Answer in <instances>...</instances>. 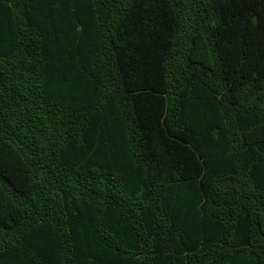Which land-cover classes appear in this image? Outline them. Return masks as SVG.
<instances>
[{"label": "trees", "instance_id": "1", "mask_svg": "<svg viewBox=\"0 0 264 264\" xmlns=\"http://www.w3.org/2000/svg\"><path fill=\"white\" fill-rule=\"evenodd\" d=\"M0 264H264V0H0Z\"/></svg>", "mask_w": 264, "mask_h": 264}]
</instances>
